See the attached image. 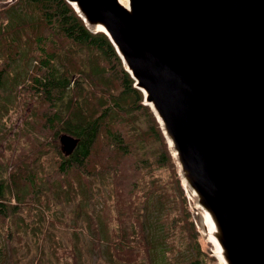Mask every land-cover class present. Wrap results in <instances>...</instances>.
Listing matches in <instances>:
<instances>
[{"label":"water","instance_id":"95a60500","mask_svg":"<svg viewBox=\"0 0 264 264\" xmlns=\"http://www.w3.org/2000/svg\"><path fill=\"white\" fill-rule=\"evenodd\" d=\"M67 1L162 120L227 264H264V0Z\"/></svg>","mask_w":264,"mask_h":264},{"label":"rangeland","instance_id":"374dc122","mask_svg":"<svg viewBox=\"0 0 264 264\" xmlns=\"http://www.w3.org/2000/svg\"><path fill=\"white\" fill-rule=\"evenodd\" d=\"M17 1L0 0V11ZM1 22L6 24L7 20L0 12ZM95 31L97 32V30ZM12 34L15 36V41H25L29 36L25 29ZM19 36H21L20 39H18ZM4 48L5 46L0 43V70H7L12 62L20 59L14 72L21 76L20 85L17 87L13 84V75H7L4 87L1 89L2 91L0 90L1 99L4 98V95L9 96L5 104L7 105L6 112L3 113L4 117L0 120V179L10 182L14 170H21L14 169L13 158H25L32 153V144L26 140V137L29 136L31 126L42 123V120L40 117L37 119L34 117L37 110L34 106L38 104L39 98H35L33 95L37 90L34 88L29 92L26 89L27 84H25V81L30 80L35 59H29L30 56L26 55L14 58L12 53H9L7 57ZM26 57L27 60H25ZM85 65H78L77 62L70 65L74 70L79 71L70 78L69 85L71 86L63 91L62 100L64 101L55 106L61 114L60 124L64 119L65 121L70 119L71 115L68 113L77 107L80 110L83 104L96 107L102 105V102L97 104L89 99L90 92L105 94L106 98L110 94L115 95L119 89L117 84L104 79L94 78L90 81L87 76L88 68L85 69V74L82 71ZM55 66L59 75H62L66 70L62 64H55ZM10 87H14L15 90ZM96 87L102 88L103 91ZM18 103L19 106H17ZM130 115L134 116L132 118L135 120L137 133L144 129V123L148 122L152 126L143 109L132 112ZM25 120L31 122L29 126ZM110 124L115 126L112 119ZM115 127L121 129L127 139H129L131 130L134 129L126 123L123 125L120 123ZM61 130V135L66 134L64 127ZM43 138H46V141L51 140V132L46 130ZM53 146L41 151L42 158L37 164L33 163L29 157L25 167L37 170L40 165L41 170L45 169L48 174L52 175L53 180H56L59 174L57 166L59 155ZM131 147L132 154L126 158L123 156L125 163L141 162L142 159H146L145 166H153L159 161L162 154L159 139L147 141L145 144L135 141ZM131 147L116 149L111 146L108 148L104 143L100 154L107 151V155L116 156ZM168 147L180 175L178 164L169 144ZM60 148L62 150V147L59 146V150ZM16 152L17 154L21 152L20 156H17ZM152 168L153 174L158 179L157 182L151 183L147 170L144 171L146 173L143 180L147 182L146 185L137 186V169L128 179V184L124 189L112 185L116 175L110 176L108 170H105L101 165H98L96 170L86 169L88 174L84 173V177H81L82 171L77 169H74L69 177L61 174L62 178L58 183L73 189L67 198L74 200V205L73 203H62L61 199H57L46 188L41 190L39 188V191L33 196H25L21 213L2 220L4 226H0L3 228L0 233V264H185L193 257L191 246L195 247L197 244L200 245L201 257L207 264H221L215 246L203 228L201 210L195 206V202L190 200L189 192L184 188L186 190L184 195L178 192L174 194L175 182L172 173L168 170ZM100 174H105V178ZM110 182L111 185L103 197L100 194H96L93 198L90 197L92 188L97 185L100 188V193H104V184ZM152 186H155L158 191L157 197L153 196L151 200H147L139 195L141 190L145 191L147 188L152 191ZM80 193L84 194V197ZM88 194L90 200L96 203H92L81 213L77 204L82 205L88 201L86 199ZM6 199L10 207L16 204L12 194L7 195ZM126 200L128 203L134 200L138 201L136 203L138 218L129 217L128 213L124 212L123 205L127 204ZM50 203H53L54 210L49 209L48 204ZM144 204L147 212L144 211L146 216L141 219L139 217ZM41 210L44 211V216ZM162 224L165 228L163 227L164 229L161 231L169 237L164 246H161L159 241L151 239L152 233L149 231L150 227L156 229V227H162ZM134 240L136 245L140 243L137 245L138 247L141 245L145 248L134 263H131L133 259L130 256V250L133 248Z\"/></svg>","mask_w":264,"mask_h":264},{"label":"trees","instance_id":"16d2710c","mask_svg":"<svg viewBox=\"0 0 264 264\" xmlns=\"http://www.w3.org/2000/svg\"><path fill=\"white\" fill-rule=\"evenodd\" d=\"M0 12L7 20L6 24L0 23V43L5 46V55L8 57L9 53H12L14 58H21L26 55L30 56L29 59H35L33 60L35 63L34 69L31 76L29 75L30 80L25 81V84H27L26 89L29 92L34 88L37 90L33 95V97L39 98L38 104L34 106V108H37L34 117L35 119L40 117V120H42V123L31 126L29 136L26 137V140L32 144V153L25 158H13L14 169L21 170H14L10 182L0 179V226H4L2 220H5V218L21 213L24 205L23 198L28 195H35L39 188L40 190L46 188V190L51 191L57 199H61L62 203H73L74 205L75 201L67 198L73 189L58 183L62 175L69 177L74 169L82 171L81 177H84L83 174L87 173L86 169L96 170L98 165H101L105 170H108L110 176L116 175L113 182L111 180L112 185L124 189L128 184V179L137 169V186L146 185L147 182L143 180L146 173L144 171L147 170L151 183L157 182L158 179L152 172V167H156V169L171 172L175 182L174 194L178 192L184 195V192H186L185 186L182 184L183 180L170 153L169 143H167L161 124L150 106L144 104V93L135 86L136 81L126 69L114 44L104 32L91 31L73 5L67 0H18L7 8L1 9ZM24 29L29 36L25 41H15V36L12 33ZM20 38L21 36L18 37V39ZM19 60L12 62L7 70H0V90L4 87L7 75H13V84L19 87L21 76L19 73L14 72ZM25 60H27V57ZM59 62L66 67L62 75H59L55 66V64L61 65ZM76 62L78 65L86 64L82 71L85 74V69L88 68L89 74L87 76L90 81L94 78L104 79L117 84L119 89L115 95L110 94L106 98L105 94L90 92L88 94L89 99L97 104L102 102V105L96 107L83 104L80 110L77 107L68 113V115H71L70 119L68 121L64 119L60 124L61 114L55 106L57 103L61 104L64 101L62 100L63 91L71 86L69 85L70 78L76 75L75 72L79 71L70 67L72 63ZM10 88L15 90L14 87ZM97 89L103 91L102 88ZM78 95L80 96V94ZM8 98V95H4L3 99L0 98V120L3 119V113L6 112L7 105L5 104ZM17 106H19V103ZM139 109L144 110L152 126L148 122L144 123V129L137 133L135 120L132 118L134 116H131L130 113ZM111 119L115 126L126 123L134 128L131 130L129 139L121 129L110 124ZM25 123L29 126L31 122L25 120ZM40 125L41 127H38ZM42 127L43 129H41ZM63 127L66 134L79 140L77 148L69 156H66L61 148V153L59 150V146L61 147L59 137ZM46 130L51 132V140L49 141L43 138ZM154 139H159L162 148V154L157 163H154L153 166H145L146 159H142L141 162H124L123 156L126 158L132 154V143L141 141L142 144H145L147 141ZM104 143L108 148L111 146L116 149L131 148L116 156L107 155V151L100 154V149ZM51 146L59 155L57 164L59 174L58 178H55L56 180H53L52 175L48 174L45 169L41 170L40 165H38L40 168L37 170L25 167L29 157H31L33 163H39L42 158L41 151ZM20 154L21 152H18V154L16 152L17 156H20ZM22 164L23 166H21ZM100 175L105 178V174ZM86 181L88 182V180ZM111 182L104 184V193H100V188L96 185L95 188H92L90 197L93 198L96 194L103 197L107 193ZM164 190L167 191L166 188ZM157 192L156 187L152 186V191L147 188L145 191L141 190L139 195L142 198L151 200L153 196L157 197ZM10 194L15 197L16 201V204L11 207L6 199V196ZM80 194L84 197V194ZM40 195L42 196V193ZM86 199L88 201L82 205L77 204L81 213L86 207L96 203L90 200L89 194ZM125 202L127 204L123 205L124 212L128 213L129 217L138 218L136 209L138 201L134 200L128 203L126 200ZM48 207L50 210H54L53 203L48 204ZM144 211H146L145 204L139 218L143 219L146 216ZM10 212L11 215H9ZM41 213L44 216V211L41 210ZM163 227L164 224H162V227H156V229L150 227L149 230L152 233L151 239L159 241L161 246H164L169 239L161 231L165 228ZM1 230L3 228H0V233ZM132 244L133 248L130 250V256L133 259L131 263H134L137 256L144 252L145 246L140 245L138 247L137 245L140 243L136 245L135 240ZM191 247L193 248V257L185 264H207L204 258L201 257L200 245L197 244L195 247Z\"/></svg>","mask_w":264,"mask_h":264},{"label":"bare ground","instance_id":"6f19581e","mask_svg":"<svg viewBox=\"0 0 264 264\" xmlns=\"http://www.w3.org/2000/svg\"><path fill=\"white\" fill-rule=\"evenodd\" d=\"M120 2L122 4H124L125 6H128V0H120ZM95 30H97L98 32H106L105 29L99 25L95 28H93ZM126 69H128V67L125 65ZM150 108L152 109V111L156 114L157 118H158V121L159 123L161 124V126H163V123H162V120L160 119V117L157 115L156 111L154 110L152 104H149ZM164 129V128H163ZM164 133H165V130H164ZM168 140V143H169V146L171 147V150H172V153L174 155V157H176V151L174 150L173 148V143H172V140L170 138H167ZM176 162L178 164V168H179V171H181V166L178 162V160L176 159ZM184 183L186 184L184 178L182 177ZM189 196L191 197V199L195 202V206L197 208H199L201 210V215H202V218H203V228L205 230V232L208 234V236L210 237V239L212 240L214 246H215V249H216V254H217V257L219 259V261L221 262V264H227L224 256H223V251H222V248L215 236V224L214 222L212 221L211 219V216L208 212H206L205 210H203L200 205L198 204V201H197V195L196 193L192 192L189 190Z\"/></svg>","mask_w":264,"mask_h":264},{"label":"built area","instance_id":"2783aa9c","mask_svg":"<svg viewBox=\"0 0 264 264\" xmlns=\"http://www.w3.org/2000/svg\"><path fill=\"white\" fill-rule=\"evenodd\" d=\"M190 200L193 202V200L191 199V197H190Z\"/></svg>","mask_w":264,"mask_h":264}]
</instances>
